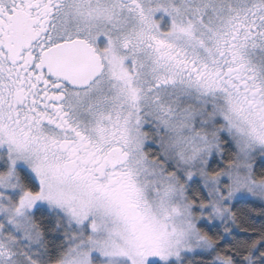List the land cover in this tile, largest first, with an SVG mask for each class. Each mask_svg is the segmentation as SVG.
I'll return each mask as SVG.
<instances>
[{
	"label": "snow or ice",
	"instance_id": "1",
	"mask_svg": "<svg viewBox=\"0 0 264 264\" xmlns=\"http://www.w3.org/2000/svg\"><path fill=\"white\" fill-rule=\"evenodd\" d=\"M0 264H264V0H0Z\"/></svg>",
	"mask_w": 264,
	"mask_h": 264
}]
</instances>
